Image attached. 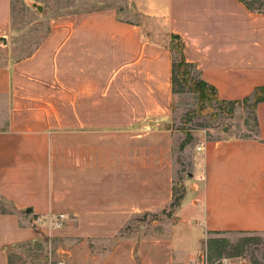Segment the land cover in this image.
<instances>
[{"label":"crops","instance_id":"1","mask_svg":"<svg viewBox=\"0 0 264 264\" xmlns=\"http://www.w3.org/2000/svg\"><path fill=\"white\" fill-rule=\"evenodd\" d=\"M142 6L149 36L109 9L57 20L0 63V264L34 236L29 213L64 215L58 264H190L211 235L264 232V103L254 137L200 146L178 224L150 220L174 199L173 37L221 100L242 101L264 86V13L242 0ZM10 21L0 0V38Z\"/></svg>","mask_w":264,"mask_h":264},{"label":"rangeland","instance_id":"2","mask_svg":"<svg viewBox=\"0 0 264 264\" xmlns=\"http://www.w3.org/2000/svg\"><path fill=\"white\" fill-rule=\"evenodd\" d=\"M145 0H11V21L6 36L0 38V63L5 60L19 59L31 53L47 35L52 24L60 19H78L85 15L115 10L119 18L136 20L144 25L148 36L154 32L156 25L146 17ZM253 11L264 13V0H242ZM43 6L39 13L32 5ZM174 62L180 60V42L173 37ZM175 83L174 103L169 130L174 136L175 176L173 182L174 199L166 211L156 214L151 222L158 227L174 226L179 222L176 214L185 194L191 193L195 183L194 173L200 146L222 137L250 138L258 131L255 109L252 101L230 104L202 102L196 91L200 77L194 68L178 69ZM209 93V92H208ZM49 216V215H48ZM45 216V217H48ZM39 216L29 213L34 236L25 242L13 245L8 256V264H58L52 260L53 246H59L64 238L56 233L50 223L36 225ZM144 219H142L143 221ZM147 220V219H145ZM33 224V225H32ZM63 226V225H62ZM264 264V232L232 235H211L204 243L200 255L190 264Z\"/></svg>","mask_w":264,"mask_h":264},{"label":"trees","instance_id":"3","mask_svg":"<svg viewBox=\"0 0 264 264\" xmlns=\"http://www.w3.org/2000/svg\"><path fill=\"white\" fill-rule=\"evenodd\" d=\"M246 5L248 6L249 9H252V7L249 4H246ZM183 68H186V69L187 68H194V66H193V64L187 63L183 59H181V61L179 63H174V65H173V77H172L173 92L174 93H175L176 78L178 76L177 70L183 69ZM196 84L197 85L195 86V88H196V91L199 93L200 100L202 102H211L213 97L215 98V100L217 102L230 103V104L248 103V102L252 101L253 102L252 103L253 109H256V107L259 104L264 103V86L256 88L254 93L251 96L243 99L242 101L227 102V101L221 100L216 89L214 87L208 85L206 82L201 80L200 82H198Z\"/></svg>","mask_w":264,"mask_h":264},{"label":"built area","instance_id":"4","mask_svg":"<svg viewBox=\"0 0 264 264\" xmlns=\"http://www.w3.org/2000/svg\"><path fill=\"white\" fill-rule=\"evenodd\" d=\"M64 215H58L57 217L53 216H48V217H43V218H38L37 220L34 221L36 225H43L46 223H50L52 227L55 229H60L63 225L64 222ZM223 264H228V260H223Z\"/></svg>","mask_w":264,"mask_h":264},{"label":"water","instance_id":"5","mask_svg":"<svg viewBox=\"0 0 264 264\" xmlns=\"http://www.w3.org/2000/svg\"><path fill=\"white\" fill-rule=\"evenodd\" d=\"M39 13L43 11V6L37 3H33L32 5Z\"/></svg>","mask_w":264,"mask_h":264}]
</instances>
